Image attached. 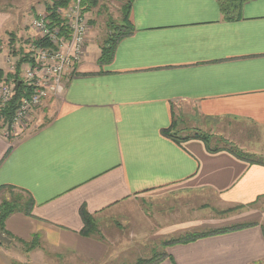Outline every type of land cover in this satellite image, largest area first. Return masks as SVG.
<instances>
[{"label":"crops","instance_id":"1","mask_svg":"<svg viewBox=\"0 0 264 264\" xmlns=\"http://www.w3.org/2000/svg\"><path fill=\"white\" fill-rule=\"evenodd\" d=\"M124 5L127 18L120 13L118 20L126 30L103 65L97 63L103 42L88 17L96 6L84 13L90 25L85 54L62 96L30 113L37 127L21 136L24 125L6 126L5 135L0 113V190L11 186L32 202L29 215L5 220L6 237L10 244L36 240L24 252L34 264L49 256L53 264L106 263L113 241L100 236L104 221L138 199L195 193L248 209L264 198L263 163L212 147L210 139L215 151L209 152L195 138L233 123L264 130V0H246L233 21L222 18L216 0H122L120 11ZM15 21L0 11V69ZM20 25L16 34L25 31ZM34 37L26 38L24 52ZM92 44L94 55L87 52ZM165 130L183 139L175 142ZM81 206L93 216L97 237L81 234ZM229 224L230 231L188 243L170 239L148 259L263 264L261 225L232 230ZM5 246L0 264L11 263Z\"/></svg>","mask_w":264,"mask_h":264},{"label":"rangeland","instance_id":"2","mask_svg":"<svg viewBox=\"0 0 264 264\" xmlns=\"http://www.w3.org/2000/svg\"><path fill=\"white\" fill-rule=\"evenodd\" d=\"M53 1L56 0H0V11L13 15L16 28L19 23L21 27L23 26L22 30L25 27L24 33L21 32L19 38L17 37L20 34H16L15 28L13 34H9L5 41L4 53L9 52L8 55L13 59V64L5 62L3 74L14 75V72L9 71L8 68L12 66L16 72V64L24 53V46L29 42L26 38L34 32L30 25L32 18L44 14L46 6ZM121 2L122 0H114V2L97 0L95 9L89 12L88 17L93 18L94 30L98 36L96 39L100 40V43L104 44L116 35L123 34L124 29L126 30V27L119 26L122 22H119L118 17L120 13L122 17L124 16L125 6L120 11L118 6ZM87 49L91 55L98 52L96 44L88 45ZM23 67L25 65L21 66ZM38 124V120L26 121L24 129L19 134L22 136L31 132ZM242 127L244 129L233 123L229 124L228 128H222L224 131L222 132L221 128L214 126L209 130L210 133H215L214 135H204L211 140L212 147L230 148L234 152L245 154V159L264 164V130ZM18 197L23 198V202L15 213H22L25 209L23 203L28 199L27 195L10 189L0 190V204L2 201H12ZM242 209L238 206L226 208L213 196H197L195 193H172L132 201L118 209L117 215H113L115 220L108 218L104 221V234L100 236L105 239L108 237L113 241L111 243L113 249L109 253L112 257L104 264H136L138 260H146L154 254L163 253L162 244L170 239L225 229L230 226L229 223H233L235 227L255 223L264 228V198L254 207ZM111 230L114 233H107L106 235L109 236H106L105 231L111 232ZM162 231L165 232L164 235L159 233ZM100 236L98 235V238ZM22 243L13 241L9 246L4 247L5 256L11 261L10 264H34L24 253L29 252L26 249L28 246H23ZM1 260L4 261L2 258ZM44 262L53 264L54 258L50 259L49 256V259H44L41 264Z\"/></svg>","mask_w":264,"mask_h":264},{"label":"built area","instance_id":"3","mask_svg":"<svg viewBox=\"0 0 264 264\" xmlns=\"http://www.w3.org/2000/svg\"><path fill=\"white\" fill-rule=\"evenodd\" d=\"M81 3L82 0H74L61 11L62 26H49L45 14L32 18L30 25L35 33L34 39L40 44H28L26 52L29 61L22 64L25 67L20 66L18 76L12 82L0 83V107L11 102L17 85L24 86L25 96L19 100L9 128L24 125L32 110L40 107L48 98L59 99L65 85L76 75L75 65L85 54L90 30ZM4 61L13 64L9 55H5ZM8 70L15 72L12 66ZM7 130L5 127V135Z\"/></svg>","mask_w":264,"mask_h":264},{"label":"trees","instance_id":"4","mask_svg":"<svg viewBox=\"0 0 264 264\" xmlns=\"http://www.w3.org/2000/svg\"><path fill=\"white\" fill-rule=\"evenodd\" d=\"M74 0H56L53 1L52 4L46 6L44 14L47 17L48 20V25L49 26H62L63 23V19H62V15H61V11L67 9ZM246 0H216L219 11L222 15V18H224V20H228V21H233V20H238L241 17V8L243 3ZM83 9V12L85 13L86 11H88L89 9L95 7L97 5V0H82L81 3ZM127 10V5L124 6V14L126 13ZM126 14L123 16V19L126 20ZM115 35V34H113ZM123 36V34H118L116 35V37H114L113 39H110L108 42L104 43L100 49V54L99 57L97 59V63L98 65H103L108 63L113 55V50H114V46L116 44V42L118 41V39ZM33 42L37 45L40 44V41H35V39L33 40ZM29 55L28 53L25 51L23 53V55L20 57V59L18 60L17 64H16V72H14V75L12 76H8V74H3L2 70L0 69V83H5V82H9L11 81L13 78L17 77V71H19L20 66L23 63H26L29 61ZM24 86L23 85H17L16 86V92L15 95L13 96L12 100L10 103H8L3 109H1L0 113L3 116V121L1 123V127L5 128L6 126L9 127V125L11 124L12 121V116L15 112L16 107L18 106L19 100L21 99V97L25 96L24 95V90H23ZM170 130H165L163 131L164 134H166L168 137L172 138L175 142H179L180 140H182L183 138L180 136H177L175 133H169ZM195 138L201 139L202 141L205 142L207 150L209 152H214V149H211L209 147V138L203 134H195ZM231 153H233L234 155H236L239 158H246L245 154L242 153H237L234 152L233 150H229ZM7 188V186H6ZM1 189V188H0ZM8 189L12 190L13 188L11 186L8 187ZM23 198L18 197L15 198L12 201H2L0 204V233L4 234L5 236L9 237V235L7 234V232L5 231L4 228V223L5 220L12 215L13 213H15L16 211H18L20 209L21 206V202H23L22 200ZM31 200L30 198L27 199L26 201H24V210L22 211V213H24L25 215H29V209L31 207ZM79 215L80 218L83 222V229L81 231V234L85 237H90L91 235L96 234L95 232L97 231L96 228V224L94 222L93 216L90 215L88 213V211L86 210V208L84 206H81L79 209ZM252 225V224H249ZM243 227H247V225L244 226H238L235 228H232V230L234 229H238V228H243ZM263 235H264V228L261 227ZM230 231L229 228H225V229H220V230H215V231H209L206 234H197V235H193V236H186L184 238H181L180 240H178L179 243H188L191 241H194L198 238L207 236V235H214L217 233H224ZM34 239H36V237H34ZM36 240L32 241V243L30 244H24L22 242L23 246H28L26 249H32L33 246L35 245ZM31 245V246H30ZM0 246H3V243L0 242ZM163 259V254L161 255L160 258H151V259H147V260H138L136 262V264H157L158 262H160Z\"/></svg>","mask_w":264,"mask_h":264},{"label":"water","instance_id":"5","mask_svg":"<svg viewBox=\"0 0 264 264\" xmlns=\"http://www.w3.org/2000/svg\"><path fill=\"white\" fill-rule=\"evenodd\" d=\"M0 242L6 245L10 244V240L6 236H4L2 233H0Z\"/></svg>","mask_w":264,"mask_h":264}]
</instances>
